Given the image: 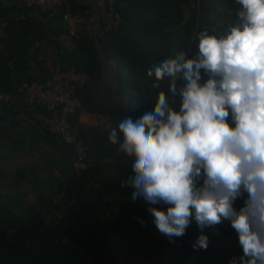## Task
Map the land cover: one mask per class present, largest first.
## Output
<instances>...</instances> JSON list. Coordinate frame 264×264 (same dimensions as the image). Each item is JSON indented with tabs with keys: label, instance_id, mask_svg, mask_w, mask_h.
Instances as JSON below:
<instances>
[{
	"label": "crops",
	"instance_id": "1",
	"mask_svg": "<svg viewBox=\"0 0 264 264\" xmlns=\"http://www.w3.org/2000/svg\"><path fill=\"white\" fill-rule=\"evenodd\" d=\"M69 1L74 11H84L86 17L85 22L75 26L77 38L89 36L96 40L108 16V0ZM14 5V0H0V13L13 9ZM224 6L217 0H198L197 5L186 3L182 15L185 19L191 18L196 10L200 25L203 10L204 17L218 21L220 28H224ZM15 10L9 12L10 19L0 18V93H5L4 101L0 102V262H24L39 248L42 240L38 218L51 208L60 188L68 186L66 196L56 208L71 222L70 238L86 252L83 257L68 256L57 248L50 264H111L112 258L106 249L109 226L120 236L128 264L167 261L177 264L179 258L175 259L174 254L177 242L184 236L170 240L158 231L148 209H163V206L151 205L142 197L132 200L134 189L121 186L134 176L135 158L118 152V145L100 141L113 125L112 107L127 103L126 96L116 94L120 64L96 44L102 65L100 85L93 89V97L82 90L77 93L75 105L77 126L84 131L89 150L93 149L97 158L95 167L79 181L73 167L72 148L58 145L44 125L32 117V108L17 93V85L24 79L43 82L48 77L49 62L76 68L86 55L75 53L77 38L65 30L59 11L43 13L37 8H25V17L17 20L21 13ZM194 43L192 39L187 55ZM84 98L87 107L83 105ZM185 235L194 236L195 240L200 235L195 221ZM209 241L205 261L192 264L222 262L220 253L224 248ZM225 254L232 258L243 252L240 247Z\"/></svg>",
	"mask_w": 264,
	"mask_h": 264
},
{
	"label": "clouds",
	"instance_id": "2",
	"mask_svg": "<svg viewBox=\"0 0 264 264\" xmlns=\"http://www.w3.org/2000/svg\"><path fill=\"white\" fill-rule=\"evenodd\" d=\"M236 3L238 23L224 34L202 30L194 56L173 50L147 70L155 89L168 79L167 92L152 111L112 127L108 141L135 158L121 185L134 189L132 200L167 206L148 209L161 234L182 237L194 220L192 248L206 250L203 230L227 220L243 252L230 264H264V0Z\"/></svg>",
	"mask_w": 264,
	"mask_h": 264
},
{
	"label": "trees",
	"instance_id": "3",
	"mask_svg": "<svg viewBox=\"0 0 264 264\" xmlns=\"http://www.w3.org/2000/svg\"><path fill=\"white\" fill-rule=\"evenodd\" d=\"M217 1L224 3L226 6L224 28H220L221 26L218 21L211 20L209 17H204L202 10L198 32L207 29L209 34L219 36L226 32L229 25L238 23V8L235 6L236 0ZM186 3H195L197 5L198 0H115L116 16L120 19L118 29L107 32L104 39L96 38L97 41L89 36H81L80 39L74 37L75 39L77 38L75 53L81 52L86 55L85 58H82L81 64L76 66V69L78 72L86 73L90 76V80L78 90V93L82 90L93 97V89L100 85L102 65L100 61V52L96 47L97 43H99L107 53L112 54L114 59L120 64V68L118 69L119 85L116 94L119 97L126 96L127 103L125 106L118 103L112 107L110 113L113 120L112 127H117L119 122L126 117L130 116L135 120L140 118L144 113L152 111L158 92L163 90L167 92L168 79L166 78L160 82V89H155L152 87L155 77H148L147 70L152 65L162 62L163 59L172 55L173 50L188 52L195 32L197 19L196 10L191 18H184L182 14ZM12 8L13 9L7 8L1 12L0 18L8 17L10 19L9 12L14 9H16L14 11L16 13H23L25 11V8H18L17 5H14ZM72 10L74 11V9ZM80 12L84 13V11ZM212 12L217 13L216 11ZM59 13L62 17L63 12L60 10ZM23 23L22 25H25V21ZM85 42L87 44H85ZM197 51L198 38L196 37L188 58L194 56ZM201 71L203 75V70ZM204 79H207V77H204ZM86 102L87 100L84 98L83 105L85 107H87ZM179 106L180 97L177 95L173 98V107L175 110H179ZM75 111L76 112L70 116V124L72 128L76 129L78 136L86 141L84 131L77 126L78 113L77 110ZM103 112L105 113L106 111ZM108 136L109 132L105 136H102L103 138H101L100 141H108ZM119 136L120 139L123 138L122 133H120ZM95 158H97V153L90 148L87 160L94 164ZM94 167L95 164L93 168ZM243 205L244 199L240 198L234 203V207L237 209L243 207ZM160 206H163L164 210L167 208L166 205ZM38 222L40 224L38 232L42 240L41 245L27 260L18 264H50L51 256H53L57 248L60 249L61 253L67 254L64 247L59 246L43 255L40 260L34 261L35 254L39 250H42L48 241V239L42 235L44 223L39 218ZM203 231L218 247L222 246L224 248V251L220 253L222 258L220 264H230L231 257L225 254V251L231 253L241 247L238 234L231 227V223L225 220L214 229L205 228ZM185 236L186 235L177 242L178 244L174 254V257H176L175 259L179 258L177 264H192L195 261L202 263L205 261L209 253L208 248L206 250H194L192 248V243L195 241V237L188 236L187 238ZM67 255L72 256L69 254ZM0 264H12V262H0Z\"/></svg>",
	"mask_w": 264,
	"mask_h": 264
},
{
	"label": "built area",
	"instance_id": "4",
	"mask_svg": "<svg viewBox=\"0 0 264 264\" xmlns=\"http://www.w3.org/2000/svg\"><path fill=\"white\" fill-rule=\"evenodd\" d=\"M18 8H37L43 13L62 11V20L65 30L70 36H76L75 26L86 21L85 14L74 12L69 0H14ZM4 2V0H2ZM235 6L240 9V5ZM23 13L18 19H23ZM97 37L104 39L107 32L118 29L120 19L116 16L115 0H108V16L101 24ZM48 77L43 82L24 79L17 85V93L24 98L25 103L32 108V117L41 122L55 142L60 146L72 148L73 167L79 181L84 174L93 169V162L87 160L89 145L80 138L76 129L70 125V116L75 112V99L78 90L90 80L86 73L78 72L76 68L66 64H47ZM5 99V93H0V102ZM68 186H62L55 194L52 206L43 212L39 219L44 223L42 235L48 239L42 250H39L35 260L51 252L53 248L62 246L69 255L84 256L85 248L74 242L68 235L70 220L57 210L56 206L66 196ZM106 249L112 258L111 264H128L127 252L120 236L111 226L107 230ZM164 264H173L165 262Z\"/></svg>",
	"mask_w": 264,
	"mask_h": 264
},
{
	"label": "water",
	"instance_id": "5",
	"mask_svg": "<svg viewBox=\"0 0 264 264\" xmlns=\"http://www.w3.org/2000/svg\"><path fill=\"white\" fill-rule=\"evenodd\" d=\"M198 28H199V22H198V24H197V27H196V31H195V34H194V37H193V43H194V41H195V39H196V37H197V33H198ZM190 53V52H189ZM189 53H188V55L187 56H189Z\"/></svg>",
	"mask_w": 264,
	"mask_h": 264
}]
</instances>
